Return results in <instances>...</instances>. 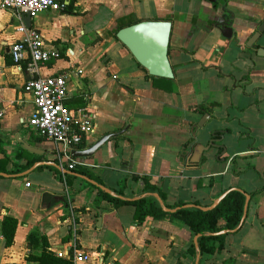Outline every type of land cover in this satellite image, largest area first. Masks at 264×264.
I'll return each instance as SVG.
<instances>
[{
  "label": "crops",
  "instance_id": "crops-1",
  "mask_svg": "<svg viewBox=\"0 0 264 264\" xmlns=\"http://www.w3.org/2000/svg\"><path fill=\"white\" fill-rule=\"evenodd\" d=\"M64 2L62 10L39 12L29 27L60 53L40 64V74L70 70L66 100L82 97L92 111L94 133L72 150L120 133L90 157L72 156L80 162L72 170L59 165L54 142L28 123L35 107L23 88L27 60L17 65L10 54L21 36L18 20L13 11L0 9V264H37L28 258L41 251V244L33 247L29 236H43L59 257L69 259L73 245L93 256L80 264H196L195 247L189 252L196 234L186 226L163 217L138 225L132 205L111 208L83 178L67 174L74 176L68 185L53 163L113 193L127 180L123 195L116 194L130 200L143 194L142 183L131 176H149L165 202L176 207L211 205L230 188L247 194L258 190L250 196L241 227L226 233L223 249L200 253L197 264H264V56L256 53L264 47V32L254 44L258 47L246 45L264 19V0H218L216 8L210 0ZM167 16L172 17L168 57L174 77L155 81L112 30L121 18ZM226 20L231 38L221 33ZM77 69L82 74L76 75ZM201 105H213L211 112ZM205 113L208 118L198 126ZM216 130L222 132L218 147L190 162L197 144L207 145ZM79 168L89 175L75 171ZM4 216L18 222L8 247L1 233Z\"/></svg>",
  "mask_w": 264,
  "mask_h": 264
},
{
  "label": "built area",
  "instance_id": "built-area-1",
  "mask_svg": "<svg viewBox=\"0 0 264 264\" xmlns=\"http://www.w3.org/2000/svg\"><path fill=\"white\" fill-rule=\"evenodd\" d=\"M65 0H0V9L11 10L18 20L16 31L21 34L19 39L11 44L10 54L17 65L26 59L29 78L23 88L33 96L34 112L28 123L40 136L46 137L56 145L59 165H67L72 170L80 162L71 156L72 149L78 148L86 138L95 131L94 119L88 105L70 108L65 104L68 96L70 70L57 75H41L40 64L58 59L59 51L49 47L44 42L40 32L28 27L23 22V14L32 18L43 10L59 11L65 7ZM82 74L81 69L75 71ZM30 183H26L29 186ZM73 230L75 221L71 213ZM58 255H61L58 253ZM93 256L78 249L76 245L70 248V259L73 264L88 262ZM102 264H111L104 262Z\"/></svg>",
  "mask_w": 264,
  "mask_h": 264
},
{
  "label": "trees",
  "instance_id": "trees-1",
  "mask_svg": "<svg viewBox=\"0 0 264 264\" xmlns=\"http://www.w3.org/2000/svg\"><path fill=\"white\" fill-rule=\"evenodd\" d=\"M212 5L216 8L219 4L218 0H210ZM226 2L227 0H223ZM166 20H172L171 16H167ZM140 20H134L131 17H125L117 20V24L112 30V35L115 39L116 32L121 27L133 24ZM258 47L254 45L252 48L254 49ZM143 68V67H142ZM144 69V68H143ZM145 70V69H144ZM146 71V70H145ZM153 80H161L165 82H169L170 79L162 78V77H153L150 76ZM65 104L70 108H76L78 106L86 105V101L81 97L75 99L72 102L65 101ZM212 106H199V109L203 112H211ZM222 132L214 131L212 135V139L217 141L221 139ZM82 145V144H81ZM222 147V146H221ZM221 148H219V151ZM75 171L80 172L82 174L89 175L84 169H75ZM63 179L66 181L68 185H70L71 181L74 179V176L63 174ZM131 180L142 183V191L147 193H158L162 198L164 203L169 208H174L176 206L169 205L165 202V195L162 192L161 188L157 185V181L153 178L145 175L133 174L131 176ZM126 181L123 180L121 182L120 188L115 192L119 195H123L124 188L126 186ZM92 188H94L99 195V199L106 201L109 203L111 208L119 207L120 205L129 204L134 207V219L138 225H142L145 223L147 219H155V218H169L175 221L180 222L182 225L186 226L191 232L194 234H202L198 239V245L201 253L214 255L220 252L225 246V239L227 234L221 235H207L206 233L217 232L223 229H233L236 227L243 213V205L245 201V195L238 191L233 190L229 192L221 202L213 209L208 211H203L198 208H184L180 209L174 213L172 212H164L159 206L157 200L153 196H144L138 199L133 200H122L120 198L114 197L109 193L102 191L98 187L92 186L88 184ZM264 189V186L262 187ZM262 190V189H261ZM258 191V190H257ZM257 191L249 192L250 196H253ZM260 191V190H259ZM70 204V203H69ZM183 203H179L178 206H183ZM75 214L77 210H73ZM17 220L11 216H4L1 220V233L5 241V246L8 247L12 244L14 240V234L17 227ZM29 242L33 247H36L38 244L36 242H40L41 251L33 256H29V260L36 262L37 264H73L71 259L59 257L53 252L47 249L48 243L46 239L42 236L40 238H35L29 236ZM189 252L194 253V246L189 248Z\"/></svg>",
  "mask_w": 264,
  "mask_h": 264
},
{
  "label": "water",
  "instance_id": "water-1",
  "mask_svg": "<svg viewBox=\"0 0 264 264\" xmlns=\"http://www.w3.org/2000/svg\"><path fill=\"white\" fill-rule=\"evenodd\" d=\"M23 19L25 21V24L29 27L30 26V19L28 13L23 14ZM225 26L224 30L221 32L222 35L225 38H231L233 34V30L231 26L229 25V20H226L224 23H222L221 26ZM220 26V27H221ZM171 30H172V22L170 20L166 19H148V20H140L138 22H135L133 24L121 27L116 32V38L128 49L130 54L133 56L135 61L143 67L147 73L150 76L153 77H162L167 79H172L174 77L173 68L171 66V63L169 61L168 57V50H169V43H170V36H171ZM264 32V19L259 23L254 33L248 38L246 45L251 47L253 46L258 38L261 36V34ZM257 55L264 56V47L259 46L256 51ZM208 118V114L205 113L201 120L198 122V126L203 125L205 120ZM120 132H114L110 134H105L101 136L97 141H95L93 144L89 145L86 148L80 149V150H72L71 156L73 157H90L94 154V152L100 148L109 138L115 137ZM20 144L30 150L34 151L33 147L29 146L22 140L19 141ZM215 146L218 147L217 141H214V139H211L207 145L197 144V146L194 149V153L190 158V162H198L201 156V153L204 150H207L209 147ZM221 147V146H220ZM54 166L59 168L60 172L63 174H72L78 177L83 178L84 180L88 181L90 184L95 185L99 187L101 190L109 193L110 195L120 198L122 200H130L127 198H123L122 196L117 195L116 193H113L111 190L105 188L102 185L97 184L95 181L91 180L90 178L80 175L78 173L69 171L65 168H60L57 166V164L53 163ZM238 190L242 192L245 195V201L243 205V213L240 218V221L233 229H223L217 232H211L206 233L207 235H221L226 233H233L236 232L241 225L243 224L247 212H248V206L250 201V195L242 191L238 188H230L223 192L221 195L217 197V199L208 206H201L196 204H184L183 206H177L174 208H169L162 198L159 196L158 193H147L143 192V194L135 199L144 197V196H153L161 209L164 212H176L180 209L184 208H198L203 211H208L213 208H215L221 200L231 191ZM133 200V199H132ZM97 212L99 213L98 217V224H101L102 216H101V210L98 209ZM202 234L198 233L194 237V247L196 249L197 258H196V264L199 261L200 256V249L198 245V239L201 237Z\"/></svg>",
  "mask_w": 264,
  "mask_h": 264
}]
</instances>
